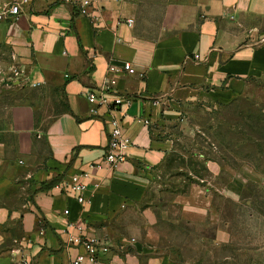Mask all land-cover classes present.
<instances>
[{
    "label": "crops",
    "instance_id": "0c3cea01",
    "mask_svg": "<svg viewBox=\"0 0 264 264\" xmlns=\"http://www.w3.org/2000/svg\"><path fill=\"white\" fill-rule=\"evenodd\" d=\"M89 1L80 14L27 0L0 21V264H69L80 248L67 224L81 221L109 246L94 264H176L160 237L198 215L193 172L185 189L183 175L155 184L177 148L176 106L228 104L264 80V0ZM102 87L129 100L112 169L108 107L85 97ZM83 171L77 202L69 186Z\"/></svg>",
    "mask_w": 264,
    "mask_h": 264
},
{
    "label": "rangeland",
    "instance_id": "374dc122",
    "mask_svg": "<svg viewBox=\"0 0 264 264\" xmlns=\"http://www.w3.org/2000/svg\"><path fill=\"white\" fill-rule=\"evenodd\" d=\"M176 112L177 148L155 184L177 174L185 189L193 172L198 215L167 222L176 235L160 250L176 264H264V80L228 104L190 99Z\"/></svg>",
    "mask_w": 264,
    "mask_h": 264
},
{
    "label": "built area",
    "instance_id": "2783aa9c",
    "mask_svg": "<svg viewBox=\"0 0 264 264\" xmlns=\"http://www.w3.org/2000/svg\"><path fill=\"white\" fill-rule=\"evenodd\" d=\"M27 0H0V21L14 20L19 15L21 4ZM77 6L80 14L86 13V6L89 5V0H68ZM129 22V21H128ZM196 58L197 56L194 55ZM121 69L128 74L135 72L130 63L125 62ZM10 72L15 74L18 70L15 67L10 68ZM34 85V83H31ZM106 89L100 88L99 95L95 96L92 92L86 91L85 97L88 102L95 104H104L108 107L109 117L107 118L109 130L107 131L106 146L102 156V161L108 168H114L124 160L122 149L127 141L122 135V125L118 114H122L123 110L119 108L122 103L128 104V99H123L120 96H114L110 100L106 97ZM89 167L100 168V164H91ZM87 172L83 171L71 176L70 189L77 192L75 200L83 202L84 199L80 196V192L84 189L83 179L87 178ZM70 233L68 242L77 245L80 251L70 260L69 264H94L108 252L109 246L106 240L87 233V228L84 223L74 222L67 224Z\"/></svg>",
    "mask_w": 264,
    "mask_h": 264
}]
</instances>
